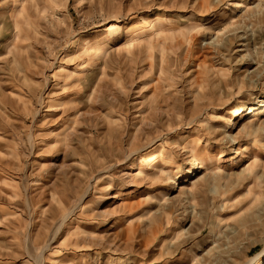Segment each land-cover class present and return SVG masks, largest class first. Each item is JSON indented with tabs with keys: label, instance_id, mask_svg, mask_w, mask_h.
<instances>
[{
	"label": "rangeland",
	"instance_id": "1",
	"mask_svg": "<svg viewBox=\"0 0 264 264\" xmlns=\"http://www.w3.org/2000/svg\"><path fill=\"white\" fill-rule=\"evenodd\" d=\"M252 107L264 0H0V264H264Z\"/></svg>",
	"mask_w": 264,
	"mask_h": 264
},
{
	"label": "bare ground",
	"instance_id": "2",
	"mask_svg": "<svg viewBox=\"0 0 264 264\" xmlns=\"http://www.w3.org/2000/svg\"><path fill=\"white\" fill-rule=\"evenodd\" d=\"M121 34H122V29L115 28V29H113L112 31L109 32L108 37L111 38V39H113V38H116L117 36H120ZM104 47H105V42L103 40H101V41H98V42L93 43V44H86L85 47H84V52L86 53V52L90 51L92 48L95 49V50L100 51V50L104 49ZM132 47H133V44H132ZM125 48H126V46H120V47L116 48L115 51H121V50H123ZM60 74H64V70L63 69L60 70ZM263 110L264 109H261L259 107H252L250 109V114L251 113H255L253 115V117L256 118L258 116H261L260 115L261 113L259 114V111H263ZM230 125H231V128H233V126H235V121L232 120L231 123H230ZM186 138H189L188 141H192L191 137H185L184 135H182L174 143V148L181 147L182 146V143L181 142H183ZM184 148L185 149H188V146H186ZM244 151H248V148L246 146L244 148H242V150L239 151V153L240 154H243ZM157 158H158V154L157 153H155V154H153L151 156H148V157L143 158L140 161V164L138 165V168L136 169V171L134 173H132L130 176L132 178H138V177H140L143 174L144 168H146V167L154 164L157 161ZM199 166L200 165H198V168H195L194 169V172L193 173H196L199 169H201V167H199ZM193 173H192V175H193ZM197 176H198V174L193 179L197 178Z\"/></svg>",
	"mask_w": 264,
	"mask_h": 264
}]
</instances>
